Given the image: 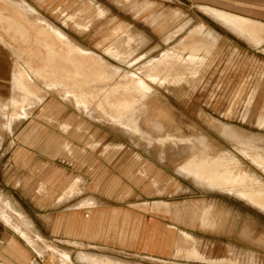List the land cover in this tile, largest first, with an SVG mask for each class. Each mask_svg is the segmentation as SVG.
Instances as JSON below:
<instances>
[{
  "label": "rangeland",
  "instance_id": "1",
  "mask_svg": "<svg viewBox=\"0 0 264 264\" xmlns=\"http://www.w3.org/2000/svg\"><path fill=\"white\" fill-rule=\"evenodd\" d=\"M263 136L264 0H0V234L29 264H264Z\"/></svg>",
  "mask_w": 264,
  "mask_h": 264
},
{
  "label": "crops",
  "instance_id": "2",
  "mask_svg": "<svg viewBox=\"0 0 264 264\" xmlns=\"http://www.w3.org/2000/svg\"><path fill=\"white\" fill-rule=\"evenodd\" d=\"M145 220L146 222L144 223L141 222L142 231H141L140 245L142 248L144 247L146 253L149 254L154 250V248L161 249L162 246H164L163 245L164 242L160 235L158 236L153 233L150 234L149 227L151 225H150V221H148L149 218L146 217ZM151 220L153 221V219ZM66 222H67L65 226L66 230L61 235V241L72 240V241H78L81 243L90 244L93 246L96 245L101 247L100 244L102 242H98L97 240H90L84 236V221L81 220L76 221V225H77L76 235L71 234V232L74 229L73 223L70 225L72 221H69L67 219ZM155 227L158 229L163 228L160 224L155 225ZM103 245L112 246L110 243L107 242H104ZM113 246L115 245L113 244ZM32 254H34V251L18 235L11 236L6 232L0 234V264H29L32 258L31 257Z\"/></svg>",
  "mask_w": 264,
  "mask_h": 264
},
{
  "label": "bare ground",
  "instance_id": "3",
  "mask_svg": "<svg viewBox=\"0 0 264 264\" xmlns=\"http://www.w3.org/2000/svg\"><path fill=\"white\" fill-rule=\"evenodd\" d=\"M228 22H230V24H235L236 22L231 21V19H228ZM237 25H240L238 22L236 23ZM241 26V25H240ZM264 137V136H263ZM259 140H264V138H260Z\"/></svg>",
  "mask_w": 264,
  "mask_h": 264
}]
</instances>
